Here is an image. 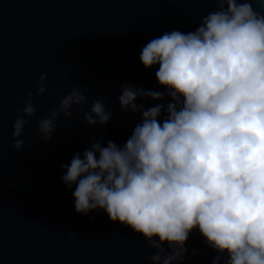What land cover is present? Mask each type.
I'll use <instances>...</instances> for the list:
<instances>
[{
	"label": "clouds",
	"instance_id": "9594fccd",
	"mask_svg": "<svg viewBox=\"0 0 264 264\" xmlns=\"http://www.w3.org/2000/svg\"><path fill=\"white\" fill-rule=\"evenodd\" d=\"M213 2L216 10L194 31L165 32L142 47L141 63L159 65L155 76L166 90L121 86V110L141 113L123 146H102L103 135L94 137L82 157L61 164L62 181L76 185L75 212L101 209L142 234L155 250L151 264H181L193 229L217 253L213 264H264V13L252 0ZM46 79L42 73L35 93L28 92L27 117L35 115L32 100L45 93ZM165 97L171 102L146 110L136 103ZM87 104L74 87L37 121V135L51 140L59 114L71 118L73 105ZM25 115L18 109L13 122L17 151L25 144ZM111 117L100 97L83 119L95 126Z\"/></svg>",
	"mask_w": 264,
	"mask_h": 264
},
{
	"label": "water",
	"instance_id": "95a60500",
	"mask_svg": "<svg viewBox=\"0 0 264 264\" xmlns=\"http://www.w3.org/2000/svg\"><path fill=\"white\" fill-rule=\"evenodd\" d=\"M252 4L264 13V0ZM215 10L213 0H0V264H151L147 257L155 250L142 234L101 209L89 213L91 220L75 212L76 185L69 189L62 181L61 164L82 157L94 137L103 135L102 146L108 140L123 146L141 113L121 110V86L166 90L155 76L159 65L141 63L142 47L165 32L194 31ZM42 73L46 91L33 98L36 113L27 117L23 102ZM74 87L88 104L73 105L71 118L60 113L52 139L43 141L37 121ZM100 97L112 117L89 126L84 112ZM170 102L136 100L145 110ZM18 109L29 121L19 151L12 135ZM204 239L191 231L181 264H213L217 253Z\"/></svg>",
	"mask_w": 264,
	"mask_h": 264
}]
</instances>
